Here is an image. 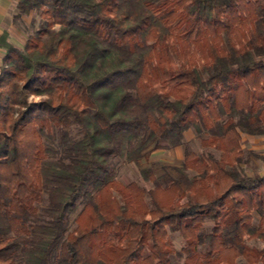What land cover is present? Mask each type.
<instances>
[{
  "label": "trees",
  "instance_id": "obj_1",
  "mask_svg": "<svg viewBox=\"0 0 264 264\" xmlns=\"http://www.w3.org/2000/svg\"><path fill=\"white\" fill-rule=\"evenodd\" d=\"M17 9L42 23L3 45L0 264H264V175L245 170L264 155L241 147L264 137V0ZM187 131L217 155L185 150L166 186L116 180Z\"/></svg>",
  "mask_w": 264,
  "mask_h": 264
},
{
  "label": "rangeland",
  "instance_id": "obj_2",
  "mask_svg": "<svg viewBox=\"0 0 264 264\" xmlns=\"http://www.w3.org/2000/svg\"><path fill=\"white\" fill-rule=\"evenodd\" d=\"M23 18L18 24L21 41L24 43L26 38L33 32L39 29L42 20L37 14L30 13L28 16L19 17ZM28 101L37 102L39 98L28 96ZM241 147L244 152H255L264 155V137H254V136H243L241 140ZM185 150H191L194 152H215L207 149H203L195 134L192 131H187L184 134V140L178 147H165L164 143L158 142L157 146H152L149 150L144 153V156L140 160L139 164L132 163H122L115 160L112 164L114 171L116 173V180L121 184L136 183L137 185L149 189L151 185L144 182L140 176V170L142 168H152L156 178L159 182L166 186L169 180L176 176L174 168L178 167L182 161L183 153ZM246 172L250 175L252 174H263L264 165L262 162L256 159H252L250 164L246 166ZM254 224L257 223V218H254ZM209 226V224L205 225ZM169 241L176 250H180L182 247V240L176 234L168 235ZM248 244L257 248L262 247V243L258 241H248ZM171 261L175 263V259L171 257ZM177 263V262H176ZM237 264H246L242 259L236 261Z\"/></svg>",
  "mask_w": 264,
  "mask_h": 264
},
{
  "label": "crops",
  "instance_id": "obj_3",
  "mask_svg": "<svg viewBox=\"0 0 264 264\" xmlns=\"http://www.w3.org/2000/svg\"><path fill=\"white\" fill-rule=\"evenodd\" d=\"M19 0H0V66L5 55L3 45L11 44L21 48L23 42L20 40V29L17 23L23 18H17V4ZM264 175V172L263 174Z\"/></svg>",
  "mask_w": 264,
  "mask_h": 264
}]
</instances>
